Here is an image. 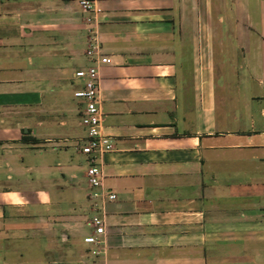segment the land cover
<instances>
[{
	"label": "crops",
	"instance_id": "crops-1",
	"mask_svg": "<svg viewBox=\"0 0 264 264\" xmlns=\"http://www.w3.org/2000/svg\"><path fill=\"white\" fill-rule=\"evenodd\" d=\"M85 15L0 0V264H264V0H94ZM91 39L110 58L97 187L73 96Z\"/></svg>",
	"mask_w": 264,
	"mask_h": 264
},
{
	"label": "built area",
	"instance_id": "built-area-1",
	"mask_svg": "<svg viewBox=\"0 0 264 264\" xmlns=\"http://www.w3.org/2000/svg\"><path fill=\"white\" fill-rule=\"evenodd\" d=\"M80 8L85 15L86 23H93L94 0H78ZM92 25V24H91ZM92 26H88V31ZM88 63L74 71V75L80 80V86L75 88L73 96L82 101L80 123L84 128L85 135L80 140L79 150L86 155L87 169L86 175L88 183L92 187L100 184L102 172L96 163V156L110 150L113 145L109 135L102 131V111L99 100V84L101 64L110 62V58L104 55L97 43L91 42L84 51ZM103 195L107 199H112L115 194L105 192ZM95 226V234L103 232V221L101 218L92 219ZM84 242L96 243V236L89 234L83 237Z\"/></svg>",
	"mask_w": 264,
	"mask_h": 264
}]
</instances>
